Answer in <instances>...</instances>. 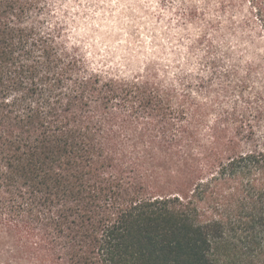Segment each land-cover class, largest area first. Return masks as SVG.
Returning <instances> with one entry per match:
<instances>
[{"label":"trees","instance_id":"obj_1","mask_svg":"<svg viewBox=\"0 0 264 264\" xmlns=\"http://www.w3.org/2000/svg\"><path fill=\"white\" fill-rule=\"evenodd\" d=\"M64 3L0 0V264H264V0H156L132 77Z\"/></svg>","mask_w":264,"mask_h":264},{"label":"rangeland","instance_id":"obj_2","mask_svg":"<svg viewBox=\"0 0 264 264\" xmlns=\"http://www.w3.org/2000/svg\"><path fill=\"white\" fill-rule=\"evenodd\" d=\"M64 5L90 67L110 76L138 75L157 55L154 38L167 43L164 27L146 12L156 10V0H66ZM163 186L167 193L178 191L168 182Z\"/></svg>","mask_w":264,"mask_h":264}]
</instances>
